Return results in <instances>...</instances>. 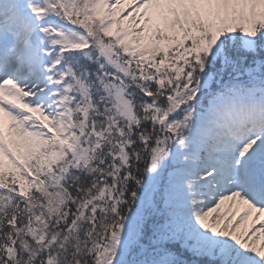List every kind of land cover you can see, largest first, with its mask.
<instances>
[{
	"label": "snow or ice",
	"instance_id": "obj_1",
	"mask_svg": "<svg viewBox=\"0 0 264 264\" xmlns=\"http://www.w3.org/2000/svg\"><path fill=\"white\" fill-rule=\"evenodd\" d=\"M0 264H264V0H0Z\"/></svg>",
	"mask_w": 264,
	"mask_h": 264
}]
</instances>
